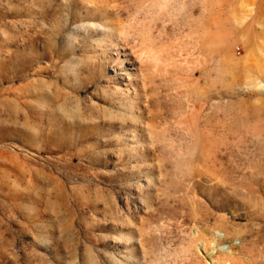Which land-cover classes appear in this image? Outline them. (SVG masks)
<instances>
[{
    "label": "rangeland",
    "instance_id": "374dc122",
    "mask_svg": "<svg viewBox=\"0 0 264 264\" xmlns=\"http://www.w3.org/2000/svg\"><path fill=\"white\" fill-rule=\"evenodd\" d=\"M0 264H264V0H0Z\"/></svg>",
    "mask_w": 264,
    "mask_h": 264
},
{
    "label": "bare ground",
    "instance_id": "6f19581e",
    "mask_svg": "<svg viewBox=\"0 0 264 264\" xmlns=\"http://www.w3.org/2000/svg\"><path fill=\"white\" fill-rule=\"evenodd\" d=\"M220 250V249H219ZM228 252H223L224 255H226Z\"/></svg>",
    "mask_w": 264,
    "mask_h": 264
}]
</instances>
